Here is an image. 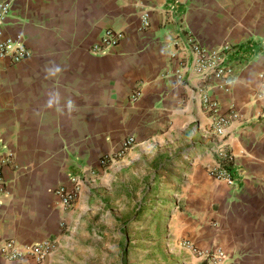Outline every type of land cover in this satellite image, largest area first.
<instances>
[{"label":"crops","instance_id":"1","mask_svg":"<svg viewBox=\"0 0 264 264\" xmlns=\"http://www.w3.org/2000/svg\"><path fill=\"white\" fill-rule=\"evenodd\" d=\"M4 1L2 36L28 55L0 59V152L11 155L0 169V247H52L39 263L0 254V264H121L136 243L144 247L133 257L148 264H211L184 241L222 251L220 264H264V113L253 102L264 0ZM105 29L122 39L93 53ZM187 37L229 46L227 86L195 75ZM52 65L62 72L50 77ZM203 94L220 114H238L225 136L232 187L207 173L218 137ZM127 137L133 144L115 157ZM102 155L113 159L101 165ZM73 181L62 209L54 190Z\"/></svg>","mask_w":264,"mask_h":264},{"label":"built area","instance_id":"2","mask_svg":"<svg viewBox=\"0 0 264 264\" xmlns=\"http://www.w3.org/2000/svg\"><path fill=\"white\" fill-rule=\"evenodd\" d=\"M9 5L7 1H0V59L7 58L10 62L16 63L25 58L28 53L21 46H14L9 49V41L2 36L1 25L4 17L7 15ZM139 23L141 28L148 25V16L146 11H139ZM122 39V33L112 29H105L100 34L98 41L92 46L93 53L102 52L116 46ZM184 46L187 47L191 55V66L195 75L201 80L215 79L221 80V86H227L231 82L233 67L226 61L229 46L223 44L216 48L206 49L202 48L193 39L187 37L184 40ZM177 77L180 71L176 72ZM260 84L259 89L253 96V102L257 104L259 112L257 117L264 113V76L259 75ZM201 102L205 110L210 114L212 132L218 137L217 143L211 147L210 151L214 155V162L207 167V173L213 179L222 181L228 186H233V181L227 171V165L233 161V156L225 148V136L227 134V127L230 122L238 118L235 110L229 108L225 114H220L218 106L215 102L208 99L206 95H201ZM133 144V138L127 137L121 144L119 150L115 153V157L121 156L126 149ZM11 155L7 151L0 152V169L9 159ZM113 159L109 155H102L99 157L101 165L106 164ZM1 190V179H0ZM76 191V183L73 181L70 188L59 186L54 190L60 208L65 209L71 204ZM187 248L193 255L201 257L203 260L211 264H220L223 259V253L220 250H200L193 246L190 242L184 241L181 244ZM52 244L49 241H40L29 245H19L12 240L6 241L0 247L1 257L7 261H20L23 259H30L35 263H39L51 250Z\"/></svg>","mask_w":264,"mask_h":264},{"label":"rangeland","instance_id":"3","mask_svg":"<svg viewBox=\"0 0 264 264\" xmlns=\"http://www.w3.org/2000/svg\"><path fill=\"white\" fill-rule=\"evenodd\" d=\"M127 214H128V212H127ZM130 228H131V226H126V228H125L127 236L132 234L134 231L132 228L131 229ZM133 238L134 237L132 236V239ZM142 245L143 244H137V243L134 245L129 244V247H127V249H126L127 256L124 258V260H122L121 264H137L138 261H140L141 264H148V263H146V261H148L147 259H143V258L138 259V258H135V256L133 257V254L135 255L138 251H141L143 249L144 246H142ZM100 259H101L100 257L95 256V259H94L95 264H101ZM104 259L106 262L107 259L106 258H104ZM159 259L162 260L163 258L160 256ZM133 261H134V263H133ZM110 264H112V263L110 262Z\"/></svg>","mask_w":264,"mask_h":264},{"label":"clouds","instance_id":"4","mask_svg":"<svg viewBox=\"0 0 264 264\" xmlns=\"http://www.w3.org/2000/svg\"><path fill=\"white\" fill-rule=\"evenodd\" d=\"M47 73L49 74L50 77L52 76H56L58 75L59 73L62 72V68L58 65H52L51 67H49L48 69H46ZM58 96L59 94L58 93H52L50 94V98L47 102V106L48 107H52L54 103H58ZM68 107L69 109H73L74 105H73V102L71 100L68 101ZM57 110H60V109H57Z\"/></svg>","mask_w":264,"mask_h":264}]
</instances>
